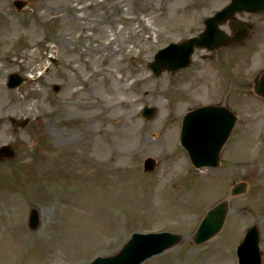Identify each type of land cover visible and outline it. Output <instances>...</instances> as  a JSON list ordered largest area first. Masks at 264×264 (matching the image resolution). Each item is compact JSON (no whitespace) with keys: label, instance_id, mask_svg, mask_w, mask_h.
<instances>
[{"label":"rangeland","instance_id":"rangeland-1","mask_svg":"<svg viewBox=\"0 0 264 264\" xmlns=\"http://www.w3.org/2000/svg\"><path fill=\"white\" fill-rule=\"evenodd\" d=\"M227 2L27 0L19 11L0 0V146L15 151L0 158V264H85L116 253L133 232L165 230L184 238L141 264H238L253 224L264 264V98L252 87L264 68L262 14L251 15L257 32L212 60L196 55L189 68L160 76L147 66ZM13 72L28 79L11 89ZM207 103L239 118L221 164L196 168L180 143L182 118ZM146 104L157 107L151 119L141 114ZM148 156L158 162L152 171ZM240 181L247 190L232 196ZM225 198L222 229L193 242L205 212Z\"/></svg>","mask_w":264,"mask_h":264},{"label":"water","instance_id":"water-1","mask_svg":"<svg viewBox=\"0 0 264 264\" xmlns=\"http://www.w3.org/2000/svg\"><path fill=\"white\" fill-rule=\"evenodd\" d=\"M18 9L26 5V0H14ZM264 0H231L221 10L206 19V30L199 36L192 37L181 43L172 44L160 49L155 60L149 62L150 67L159 75L164 69L177 70L190 64L191 54L194 47H208L216 49L234 40H241L247 35L248 30H243V36L230 37L219 30V24L229 18H233L235 12L240 10H263ZM236 26L237 23L233 21ZM26 77L14 72L9 75L8 86L14 88L19 86ZM59 89V86H55ZM254 88L257 94L264 97V70L254 78ZM157 112L155 106H145L143 115L151 118ZM12 121L20 126H26L29 118L17 120L11 117ZM238 116L225 105L207 104L190 109L184 116L181 128V143L184 145L194 165L217 166L220 163V153L227 141ZM15 151L9 144L0 146V158L13 157ZM156 165L154 158L148 157L145 160V168L153 169ZM246 190V183L236 184L231 194L236 195ZM229 201L221 200L212 206L202 218L198 228L192 236L195 243H202L213 237L223 226L229 211ZM40 224L39 212L32 208L29 217L31 228H37ZM183 234L169 231L140 233L135 232L123 245V247L112 255L98 256L86 264H141L148 257L163 252L182 241ZM260 230L254 224L247 230V233L238 247L240 264H262V254L259 246Z\"/></svg>","mask_w":264,"mask_h":264},{"label":"flooded vegetation","instance_id":"flooded-vegetation-1","mask_svg":"<svg viewBox=\"0 0 264 264\" xmlns=\"http://www.w3.org/2000/svg\"><path fill=\"white\" fill-rule=\"evenodd\" d=\"M258 13V12H257ZM239 14H242L241 16L239 15ZM238 15H239V18H241L242 20H245L246 22H248V25H250V27H251V30H252V32H257L259 29H258V26H257V23L255 22V21H252V18H251V15H253L254 13H250V12H242V13H239ZM261 14H262V16H263V18H264V12H261ZM244 15H248L247 17H244ZM243 16V17H242ZM263 18H262V20H263ZM203 21V20H202ZM204 28V25H203V27L200 29V30H198L197 32H199V31H201L202 29ZM222 28L225 30V31H227V32H229V33H233V29H232V24H231V22L230 21H227V22H225L223 25H222ZM183 30H184V26L181 28V30L179 31V32H183ZM191 31L193 32L194 31V28H191ZM172 33V32H171ZM192 35V34H191ZM236 35H237V33H236ZM185 36V35H184ZM187 36V35H186ZM190 36V35H189ZM252 47H254V44L252 43V46H251V48ZM227 48H229V47H222V48H220V49H218L216 52H214V53H211V54H202V53H198L197 51V54L198 55H200V57H202L204 60H206L207 58H214L215 57V55L217 54V53H221V52H224V50L225 49H227ZM225 65H226V63H225Z\"/></svg>","mask_w":264,"mask_h":264},{"label":"bare ground","instance_id":"bare-ground-1","mask_svg":"<svg viewBox=\"0 0 264 264\" xmlns=\"http://www.w3.org/2000/svg\"><path fill=\"white\" fill-rule=\"evenodd\" d=\"M263 162H264V159H263ZM246 165H247V166H249V165H250V163H249V162H246Z\"/></svg>","mask_w":264,"mask_h":264}]
</instances>
